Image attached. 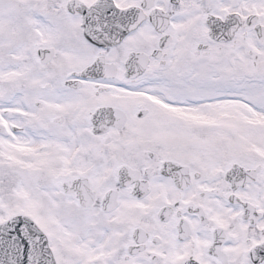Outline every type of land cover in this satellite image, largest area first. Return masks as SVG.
<instances>
[{"label": "snow or ice", "instance_id": "1", "mask_svg": "<svg viewBox=\"0 0 264 264\" xmlns=\"http://www.w3.org/2000/svg\"><path fill=\"white\" fill-rule=\"evenodd\" d=\"M0 264H264V0H0Z\"/></svg>", "mask_w": 264, "mask_h": 264}]
</instances>
